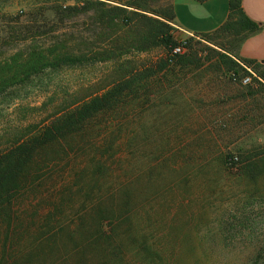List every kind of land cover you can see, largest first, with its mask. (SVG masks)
I'll return each mask as SVG.
<instances>
[{"label": "trees", "instance_id": "1", "mask_svg": "<svg viewBox=\"0 0 264 264\" xmlns=\"http://www.w3.org/2000/svg\"><path fill=\"white\" fill-rule=\"evenodd\" d=\"M77 1L73 7L53 8V14L59 16L53 27L41 25L38 14L31 18L30 13L25 25L13 19L0 30V110L17 102L20 90L34 80L62 69L112 64L110 74L116 78L96 92L87 87L86 95L72 103L32 107L34 115L29 121L0 131V225L5 228L0 264H184L185 257L176 243L180 231L169 233L174 245L163 249L154 244L152 230L143 227V218L147 215L149 222L157 195L143 202L139 199L154 186V169L149 163L147 173L142 172L134 150L136 137L126 142L121 113L125 101L144 89L146 82L158 78L161 83L165 74L185 76L184 71L201 66L199 51L190 39L184 46L188 53L173 54L179 44L172 35L174 14L168 0ZM195 1L202 4L208 0ZM89 13L101 46L80 52L59 38L48 46L38 41L61 32L59 22ZM1 18L0 24L5 22ZM259 30L242 10L241 0H228L225 23L200 36L222 52L209 50L217 60L215 66L231 71L236 66L233 54L237 55L240 45ZM157 49L163 51V57L141 70L130 68L125 60L130 53L141 55ZM260 76L264 80V75ZM22 107L17 104L15 110ZM38 110L46 117L33 118ZM184 154L165 153L173 165L176 157L188 162ZM226 159L219 172L233 173L247 187L250 199L264 201V147L240 154L238 159ZM62 164V175L52 185L59 184V192H51L48 212L36 217L30 233L24 222L18 224L21 198L42 180L43 171ZM213 176L205 179L207 189L215 185ZM44 177L45 181L53 178L46 173ZM73 180L75 192L70 187ZM170 192H174L173 186L164 193ZM176 199L179 201V196ZM171 206L165 209L170 212ZM167 239L164 236L163 240Z\"/></svg>", "mask_w": 264, "mask_h": 264}, {"label": "rangeland", "instance_id": "2", "mask_svg": "<svg viewBox=\"0 0 264 264\" xmlns=\"http://www.w3.org/2000/svg\"><path fill=\"white\" fill-rule=\"evenodd\" d=\"M78 2L0 0V17L5 21L0 24V30L5 29V24L11 25L8 22L13 19H20L25 25L31 14V18L38 14L41 25L53 27L59 19L53 14V8L73 7ZM166 4L171 5L170 0ZM91 16L89 13L59 22L61 32L47 34L38 41L48 46L59 38L71 42L80 52L101 46ZM171 26L178 44L190 39L196 44L201 66H192L183 72L185 76L165 74L161 83L158 78L146 82L144 89L125 101V110L121 113L126 142L136 137L134 150L142 172L147 173L149 163L154 169V186L139 199L143 202L150 195H157L153 197V201L156 198L157 201L150 213V223L147 215L144 216L143 227L152 230L159 241L154 240V244L163 249L174 245L169 233L180 231L176 243L185 257L184 264H264V201L250 199L247 187L237 181L233 173L219 172L227 156L238 159L240 154L264 147V80L260 76L264 75V64H251L233 54L231 60L236 64L233 70L217 68V60L209 52H221L215 44L201 36L181 35ZM186 53L188 50H184L183 55ZM161 57L163 51L157 49L141 55L130 53L125 60L130 68L141 70ZM111 69L112 64H95L39 77L20 90L17 102L7 110H0V131L29 121L34 115L32 107L69 104L86 95L87 87H91L90 92H96L109 86L116 80L110 74ZM17 104H22L23 109L15 110ZM37 112L41 116H36ZM37 112L33 118L46 117L43 112ZM163 138L166 143L162 142ZM170 151L185 152L188 162L176 157L173 165L165 155ZM48 170L43 171L36 187L22 196L20 202L23 203L18 208L19 217L22 216L18 224L22 226L24 222L23 226L29 228L30 233L35 229L32 225L37 223L36 217L48 212L51 192H59V184L52 185L58 183L64 164ZM45 173L53 177L52 180L45 181ZM213 173L215 185L212 184V188L208 185L207 189L205 179ZM75 186V180L71 181L74 192ZM170 186L174 192L165 194ZM167 205L171 206L170 212L165 209ZM172 224L176 226L170 227ZM4 232L5 228L0 225V251ZM166 235L168 239L163 240Z\"/></svg>", "mask_w": 264, "mask_h": 264}, {"label": "crops", "instance_id": "3", "mask_svg": "<svg viewBox=\"0 0 264 264\" xmlns=\"http://www.w3.org/2000/svg\"><path fill=\"white\" fill-rule=\"evenodd\" d=\"M174 14V29L184 36H200L218 30L228 17V0H170ZM245 15L259 26L255 35L239 47L238 57L243 61L264 64V0H241Z\"/></svg>", "mask_w": 264, "mask_h": 264}, {"label": "built area", "instance_id": "4", "mask_svg": "<svg viewBox=\"0 0 264 264\" xmlns=\"http://www.w3.org/2000/svg\"><path fill=\"white\" fill-rule=\"evenodd\" d=\"M184 46H185V43L184 42L179 43L178 47H176L174 49L173 54H176V55L183 54V52H184Z\"/></svg>", "mask_w": 264, "mask_h": 264}]
</instances>
